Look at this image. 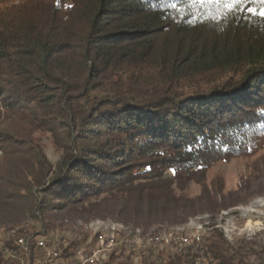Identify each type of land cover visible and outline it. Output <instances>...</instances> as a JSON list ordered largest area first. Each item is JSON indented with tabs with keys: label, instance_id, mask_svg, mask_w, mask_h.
<instances>
[{
	"label": "trees",
	"instance_id": "16d2710c",
	"mask_svg": "<svg viewBox=\"0 0 264 264\" xmlns=\"http://www.w3.org/2000/svg\"><path fill=\"white\" fill-rule=\"evenodd\" d=\"M261 7L0 0V231L73 239L69 256L90 239L80 223L168 234L264 194V159L232 193L220 180L207 184L218 164L264 151ZM204 245L214 264H264L262 235L230 243L216 230ZM110 256L103 264L198 257ZM0 264L14 263L0 254Z\"/></svg>",
	"mask_w": 264,
	"mask_h": 264
},
{
	"label": "built area",
	"instance_id": "2783aa9c",
	"mask_svg": "<svg viewBox=\"0 0 264 264\" xmlns=\"http://www.w3.org/2000/svg\"><path fill=\"white\" fill-rule=\"evenodd\" d=\"M238 220L240 219H231L230 222H239ZM233 230L227 227L222 233L230 243L240 239L250 241L258 236L256 230H253L252 233L241 235L240 239H232L231 231ZM209 237H211L210 233L204 234L195 229V235H188V237L153 236L147 241L127 243V240H116L103 233L91 236L90 246H77L71 249L72 255L66 256V251L73 239L52 236L29 238L10 236L0 243V254L14 264H103L115 252L132 253L135 258H138L142 254L158 253L163 250H192L198 255L195 264H214V260L205 252L204 243ZM106 242H115V250L105 251ZM16 243L26 245V253H16Z\"/></svg>",
	"mask_w": 264,
	"mask_h": 264
},
{
	"label": "rangeland",
	"instance_id": "374dc122",
	"mask_svg": "<svg viewBox=\"0 0 264 264\" xmlns=\"http://www.w3.org/2000/svg\"><path fill=\"white\" fill-rule=\"evenodd\" d=\"M43 145H45L44 147L48 155V158L51 160L53 164H56L60 158V155L56 152L52 140L49 137L45 136L43 138ZM263 159H264V151L252 158H240L232 161L230 164H223V163L218 164L208 173L207 184L211 186L215 180L216 181L220 180L224 183L225 194L232 193L237 190L238 186L243 182V180L247 179L250 176L256 165L258 167V163H260V161H262ZM200 191H201L200 187H198L197 185H191L188 194L191 197H197L200 194ZM237 218L240 219L238 220L239 222H230L231 219H237ZM192 219L195 220L193 221ZM192 219L189 220L188 224L184 223L181 225L178 224L176 226L170 227L171 230L168 231L167 233L169 234L182 228H184L185 230L187 229L188 232H192L195 231V229H203L204 227L205 228L202 231L204 234L208 232L211 234L216 230L219 231L220 233H224L225 228L228 227V229H234L233 231H231L232 239H240L241 235L245 233H252L253 230H256V233L258 234L256 238H259L261 235L262 236L264 235V194H259L245 203H241L232 207V209L229 208L226 210H219L215 214H203ZM197 219H200V221ZM207 219H211L212 223L214 222L213 223L214 225H217L219 223L222 228L220 229L217 226L213 227L212 224V226L210 225L211 226L210 230L212 231L210 230L206 231L208 224L207 225L205 224L208 222ZM101 222H108V221L93 220L86 224L80 223V225H82L83 232L90 234L93 231L95 232V228L93 225H97L98 223ZM196 222L198 223L196 224ZM110 223H118V222H110ZM118 224L120 225L121 223ZM131 228L139 229L134 227ZM160 233H165V232H160ZM152 234H157V233H152ZM8 237L9 235H5L4 232L0 231V243L3 240L7 239ZM240 240H246V239H240ZM240 240H236V241H240Z\"/></svg>",
	"mask_w": 264,
	"mask_h": 264
},
{
	"label": "bare ground",
	"instance_id": "6f19581e",
	"mask_svg": "<svg viewBox=\"0 0 264 264\" xmlns=\"http://www.w3.org/2000/svg\"><path fill=\"white\" fill-rule=\"evenodd\" d=\"M197 220L200 221V219H197ZM207 220H208V222L205 224V225L208 224L206 231L210 230L212 224L214 223V222L212 223L211 219H207ZM209 220H211V221H209ZM197 223L198 222H196V224ZM93 226L95 228V232L93 231L90 233L91 234L90 239H88V243L86 246H90V244L92 243L91 242V236L102 235L103 233L105 235H110V238H114L116 240H127V243H134V242L137 243L139 241H147L150 237H153V236L167 237V235H177L179 237H188V235H190V236L195 235V231L188 232L187 229L185 230L184 228L179 229V230L172 232V233H169V234H165V233L158 234L157 233V234L144 235L143 232L139 229H132L131 227L125 226L123 224L119 225L118 223L101 222V223H98L97 225H93ZM208 226H209V229H208ZM214 226H217L220 229L222 228L219 223L217 225L213 224V227ZM203 229H198V232H202ZM210 231H212V230H210ZM44 236H48V235H44ZM66 239H68V238H66ZM114 250H115V242H106L105 251H114ZM16 253H26V245H24L23 243H16Z\"/></svg>",
	"mask_w": 264,
	"mask_h": 264
},
{
	"label": "snow or ice",
	"instance_id": "6c2138e0",
	"mask_svg": "<svg viewBox=\"0 0 264 264\" xmlns=\"http://www.w3.org/2000/svg\"><path fill=\"white\" fill-rule=\"evenodd\" d=\"M258 3L264 5V0H257ZM193 4H198L200 7L210 5L214 7H223L227 9H234L237 5L244 3V0H192ZM175 7V5H173ZM255 14V10H251ZM261 17H264V7H261L258 13Z\"/></svg>",
	"mask_w": 264,
	"mask_h": 264
}]
</instances>
